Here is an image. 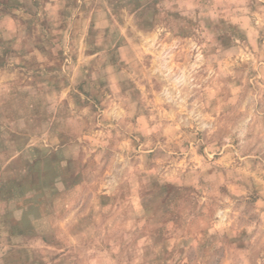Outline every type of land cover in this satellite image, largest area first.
I'll return each mask as SVG.
<instances>
[{
    "label": "rangeland",
    "instance_id": "374dc122",
    "mask_svg": "<svg viewBox=\"0 0 264 264\" xmlns=\"http://www.w3.org/2000/svg\"><path fill=\"white\" fill-rule=\"evenodd\" d=\"M0 264H264V0H0Z\"/></svg>",
    "mask_w": 264,
    "mask_h": 264
}]
</instances>
